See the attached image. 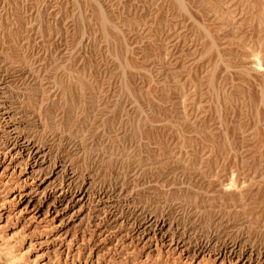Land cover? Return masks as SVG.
<instances>
[{
  "label": "rangeland",
  "instance_id": "obj_1",
  "mask_svg": "<svg viewBox=\"0 0 264 264\" xmlns=\"http://www.w3.org/2000/svg\"><path fill=\"white\" fill-rule=\"evenodd\" d=\"M0 264H264V0H0Z\"/></svg>",
  "mask_w": 264,
  "mask_h": 264
},
{
  "label": "bare ground",
  "instance_id": "obj_2",
  "mask_svg": "<svg viewBox=\"0 0 264 264\" xmlns=\"http://www.w3.org/2000/svg\"><path fill=\"white\" fill-rule=\"evenodd\" d=\"M14 255H16V256H17V255H18V253H15ZM56 255H57V254H56Z\"/></svg>",
  "mask_w": 264,
  "mask_h": 264
}]
</instances>
